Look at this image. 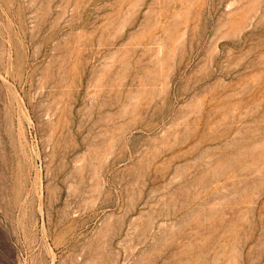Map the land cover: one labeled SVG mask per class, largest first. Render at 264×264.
<instances>
[{
	"label": "rangeland",
	"instance_id": "rangeland-1",
	"mask_svg": "<svg viewBox=\"0 0 264 264\" xmlns=\"http://www.w3.org/2000/svg\"><path fill=\"white\" fill-rule=\"evenodd\" d=\"M0 264H264V0H0Z\"/></svg>",
	"mask_w": 264,
	"mask_h": 264
}]
</instances>
